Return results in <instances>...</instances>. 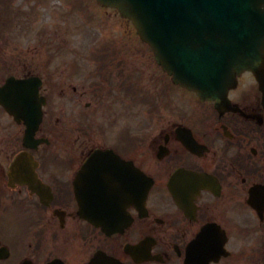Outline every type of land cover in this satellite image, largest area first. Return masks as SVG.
Wrapping results in <instances>:
<instances>
[{"label":"flooded vegetation","instance_id":"flooded-vegetation-1","mask_svg":"<svg viewBox=\"0 0 264 264\" xmlns=\"http://www.w3.org/2000/svg\"><path fill=\"white\" fill-rule=\"evenodd\" d=\"M262 75L216 106L96 0H0V87L41 112L25 142L0 105V264H264Z\"/></svg>","mask_w":264,"mask_h":264},{"label":"water","instance_id":"water-1","mask_svg":"<svg viewBox=\"0 0 264 264\" xmlns=\"http://www.w3.org/2000/svg\"><path fill=\"white\" fill-rule=\"evenodd\" d=\"M98 1L133 21L175 82L202 98H216L218 80L232 71L234 50L243 55L247 41L261 46L264 0ZM249 18L259 27L248 26Z\"/></svg>","mask_w":264,"mask_h":264}]
</instances>
